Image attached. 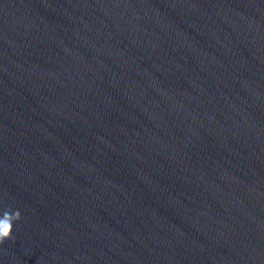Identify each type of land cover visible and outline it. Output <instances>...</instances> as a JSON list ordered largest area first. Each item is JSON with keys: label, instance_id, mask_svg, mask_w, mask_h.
<instances>
[{"label": "water", "instance_id": "95a60500", "mask_svg": "<svg viewBox=\"0 0 264 264\" xmlns=\"http://www.w3.org/2000/svg\"><path fill=\"white\" fill-rule=\"evenodd\" d=\"M0 264H264V0H0Z\"/></svg>", "mask_w": 264, "mask_h": 264}, {"label": "clouds", "instance_id": "9594fccd", "mask_svg": "<svg viewBox=\"0 0 264 264\" xmlns=\"http://www.w3.org/2000/svg\"><path fill=\"white\" fill-rule=\"evenodd\" d=\"M21 213L19 210L5 211L3 217L0 218V243L11 238L13 230V222L19 220Z\"/></svg>", "mask_w": 264, "mask_h": 264}]
</instances>
